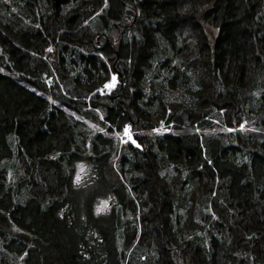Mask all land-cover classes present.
<instances>
[{
	"label": "trees",
	"instance_id": "1",
	"mask_svg": "<svg viewBox=\"0 0 264 264\" xmlns=\"http://www.w3.org/2000/svg\"><path fill=\"white\" fill-rule=\"evenodd\" d=\"M0 264H264V0H0Z\"/></svg>",
	"mask_w": 264,
	"mask_h": 264
},
{
	"label": "rangeland",
	"instance_id": "2",
	"mask_svg": "<svg viewBox=\"0 0 264 264\" xmlns=\"http://www.w3.org/2000/svg\"><path fill=\"white\" fill-rule=\"evenodd\" d=\"M52 54V50H51V53H50V55H49V58L48 59H46V63H47V65L49 66V67H54V56H53V54ZM52 71H55V69H53L52 68ZM43 73H45L44 74V77H46V74H47V72H43ZM49 76H47V78H48ZM50 81H51V79H50V77H49V79H45V84H47L48 86L50 85ZM107 82H112L113 84H116L117 82H118V77H117V75L116 74H113V75H111L110 76V78H109V80L107 81ZM107 82H105L104 83V85L107 83ZM102 89V88H101ZM101 91H103V90H101ZM102 93H104V92H102ZM122 138H123V142H130V143H132L133 145H135V146H137L138 144L135 142V140L133 139V137H132V134H131V132L129 131V128L128 127H126V129L124 130V133H123V135H122ZM82 168H79V170H81ZM78 170V171H79ZM78 176V175H77ZM106 207H107V205H106V202L103 200V201H101L98 205H97V208H96V213L98 214V213H100V212H103V211H105V209H106ZM8 233H9V231H8ZM10 234V233H9ZM22 237L25 239V236L24 235H22ZM21 236H20V238H22ZM22 238V239H23ZM26 240V239H25ZM120 245V242H118V246Z\"/></svg>",
	"mask_w": 264,
	"mask_h": 264
},
{
	"label": "water",
	"instance_id": "3",
	"mask_svg": "<svg viewBox=\"0 0 264 264\" xmlns=\"http://www.w3.org/2000/svg\"><path fill=\"white\" fill-rule=\"evenodd\" d=\"M53 2H54V8H57L60 4V0H53ZM107 42L108 40L105 36L103 35L97 36L95 39L94 47L96 50H102L106 46Z\"/></svg>",
	"mask_w": 264,
	"mask_h": 264
},
{
	"label": "flooded vegetation",
	"instance_id": "4",
	"mask_svg": "<svg viewBox=\"0 0 264 264\" xmlns=\"http://www.w3.org/2000/svg\"><path fill=\"white\" fill-rule=\"evenodd\" d=\"M63 53L65 54V56L63 54H60V53L58 55L54 54V64H60L62 62L66 65V64H68L67 62H65L67 60H69L70 63L72 62L73 59L71 57H69L70 55L64 51H63Z\"/></svg>",
	"mask_w": 264,
	"mask_h": 264
},
{
	"label": "bare ground",
	"instance_id": "5",
	"mask_svg": "<svg viewBox=\"0 0 264 264\" xmlns=\"http://www.w3.org/2000/svg\"><path fill=\"white\" fill-rule=\"evenodd\" d=\"M109 86H111V84H109Z\"/></svg>",
	"mask_w": 264,
	"mask_h": 264
}]
</instances>
